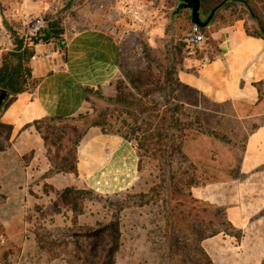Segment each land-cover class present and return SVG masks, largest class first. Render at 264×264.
Returning <instances> with one entry per match:
<instances>
[{"label": "rangeland", "instance_id": "obj_1", "mask_svg": "<svg viewBox=\"0 0 264 264\" xmlns=\"http://www.w3.org/2000/svg\"><path fill=\"white\" fill-rule=\"evenodd\" d=\"M253 1L260 8L259 2ZM120 4L142 5L147 11L146 24L134 32L122 16ZM177 4L176 0H0V25L7 35L11 31L22 34L29 17L36 15L45 26L55 23L68 34L85 29L108 32L117 41L125 69L144 68L147 54L155 60L150 64L152 71L161 74L173 58L176 65L181 61L184 69L190 59L182 53L183 40L192 27L190 12L183 9L174 14ZM231 12L234 16L243 14L248 26H253L254 20L239 4L221 9L214 21L201 30L205 49L197 51V58L206 57L204 62L213 58L212 31L226 26L230 19L222 18ZM201 17L205 19L206 14ZM44 34L43 30L39 38ZM37 43L43 44L40 40ZM177 48L181 49L179 54ZM103 92L110 94L104 89ZM176 94L189 118L199 116L201 128L186 129L182 145L185 162L173 159L174 172L193 171L197 178L195 187L240 180L238 167L245 138L256 124L264 123V116L259 120L257 109L216 105L192 89L180 88ZM151 98L164 104L166 97L165 93H156ZM86 109L87 105L81 112ZM260 109L264 111V99ZM246 111L252 119L240 120L237 114ZM209 131L225 139H215ZM111 138L102 136L99 129L90 131L78 151L77 175L52 173V154L46 151L37 159L28 152L18 159L0 160V165L9 166L0 172V187L13 197L11 202L5 201L4 192H0V264H109L110 259L112 264H208L198 250L205 252V240L198 242L196 232L208 236L218 227L216 209L222 208L227 217L226 206L196 199L192 188L174 195L169 181H160V160L143 156L137 172L131 145ZM102 139L115 140L118 152L106 157ZM21 183L30 198L17 204L21 196L15 186ZM65 188H91L96 193L83 202V213L75 223L71 207L60 197ZM116 192L142 194L149 199L157 193L158 197L116 215L111 207L114 199L121 198L113 197ZM259 215H264V209ZM217 235L220 239L207 245L215 260L229 257L237 264H264L263 248L246 246L241 250L235 246L243 234L239 240L223 232ZM253 239L256 237L247 234L244 245Z\"/></svg>", "mask_w": 264, "mask_h": 264}, {"label": "crops", "instance_id": "obj_2", "mask_svg": "<svg viewBox=\"0 0 264 264\" xmlns=\"http://www.w3.org/2000/svg\"><path fill=\"white\" fill-rule=\"evenodd\" d=\"M6 36L8 48L12 49L11 39L9 35ZM63 36L64 47L59 46L57 39L34 45L35 55L30 67L32 75L40 81L33 93L19 94L2 112L0 120L12 125V132L8 140L0 138V142L6 146L0 152V160L4 157L18 159L28 152L33 153L34 159L43 156L45 148L39 135L32 128L23 131L21 128L44 116H71L81 112L86 104L78 92L79 88L100 85L111 92L108 84L119 74L120 49L117 41L108 32L97 29L77 30L70 34L64 30ZM212 38L218 48V55H213L208 62H204L206 57L188 59L186 68L177 73L179 81L216 105L230 104L235 109H257L256 117L260 120L264 116V111L260 109L262 100L258 101V93L252 83L264 80V42L248 36L241 20L212 31ZM10 49L0 47V63L3 53ZM237 117L240 120L252 119L247 116V111L237 114ZM103 141V150H107V155L118 152L114 146L117 143L115 140ZM77 167L79 171V162ZM8 168V165H0V172ZM238 172L240 180L194 186L192 195L211 204L226 206L228 220L243 234L240 243L235 245L238 249L259 246L263 252L264 215H259L264 209L263 122L247 133ZM15 187L21 196L17 204L28 201L30 194L23 189L22 183ZM0 192H4L5 201L11 202L13 197L8 192L2 191L1 187ZM247 234L256 239L247 240L244 245ZM216 239H220V236L205 239V252L211 257L212 264H237L229 257L214 259L207 245Z\"/></svg>", "mask_w": 264, "mask_h": 264}, {"label": "trees", "instance_id": "obj_3", "mask_svg": "<svg viewBox=\"0 0 264 264\" xmlns=\"http://www.w3.org/2000/svg\"><path fill=\"white\" fill-rule=\"evenodd\" d=\"M200 1V15L205 13L207 17L212 9L217 8L209 24L219 15L221 9H228L232 4H239L245 13L254 20L253 26H248L243 14L234 16L232 12L227 18H222L230 19L225 25L241 20L248 36L261 39L264 42V0H257L261 5L260 8L253 0ZM43 30L46 34L42 37H31L26 41L19 32L11 31L8 34L13 48L3 53L0 63V87L7 91V97L0 110V117L19 94L33 93L40 81L39 78L32 75L30 67V61L35 55L34 45L39 40L45 43L51 39H57L60 47L65 46V43H61L64 41L62 28L52 23L46 25ZM38 38L39 40H37ZM180 51L181 49L177 48L176 54H179ZM214 52L215 55H218L216 43ZM144 56L146 58L144 68L132 71L125 69L120 53L119 74L108 84L111 88L110 94H105L104 88L100 85L79 88L78 92L87 105L84 112H78L71 116H44L25 124L21 128V131L32 128L39 135L46 153L52 154V173L77 175L78 150L90 136V131L99 129L101 134L120 137L131 145L137 158V172L141 170V158L143 156H151L160 160L161 163L158 165L160 181H169L173 186L174 195H180L183 189L189 190L195 186L197 178L193 171L183 170L182 173L176 174L173 170V159H177L180 163L185 162L182 145L186 129L191 126L201 128L199 116L196 115L193 119L189 118L183 102L178 99L176 94L180 88L189 89L177 77L178 71L182 70L181 61L176 65V60L174 62L173 58L170 65L162 69L161 74H156L150 65L151 61L155 60H150L147 54ZM252 85L258 93V101L263 100L264 80L254 82ZM156 87L158 90L155 89ZM156 93H165L164 104H162V100L151 98ZM185 119L186 122H184ZM11 132L12 125L0 120V137L8 140ZM208 133L215 139H225L223 136H219L217 132L209 131ZM4 150L5 146L0 144V152ZM105 154L107 155V150ZM153 191L157 190L153 188ZM92 194L96 195L91 188H65L62 191L60 197L64 204L71 207L74 223L77 216L83 213V202L92 198ZM113 197H121L114 199L113 204H111L117 215L125 208L140 207L153 202L158 194L150 195L151 200L142 194L132 195L118 192L114 193ZM146 197L148 199H145ZM216 210L214 218L218 227L211 230L208 236L196 232L198 235L196 240L202 242L221 232L234 236L237 240L241 239V230L236 229L231 224L224 210L222 208ZM198 217L199 219L202 218L201 216ZM208 223L212 224L211 222ZM198 250L205 257L207 263L211 264L208 255L202 248ZM109 261V264L113 263L112 259Z\"/></svg>", "mask_w": 264, "mask_h": 264}, {"label": "built area", "instance_id": "obj_4", "mask_svg": "<svg viewBox=\"0 0 264 264\" xmlns=\"http://www.w3.org/2000/svg\"><path fill=\"white\" fill-rule=\"evenodd\" d=\"M120 12L124 17L127 26H131L134 32H137L138 29L142 28L146 24L147 11L143 9L142 5L120 4ZM44 27L45 23L41 17L31 15L21 36L24 41L31 37H39L42 35ZM6 37L7 36L0 25V47L4 50L10 49L8 48L7 41L5 40ZM61 43H65V40ZM202 49H205V39L201 28L196 25H192L183 40L182 53L186 58H195L197 51Z\"/></svg>", "mask_w": 264, "mask_h": 264}, {"label": "water", "instance_id": "obj_5", "mask_svg": "<svg viewBox=\"0 0 264 264\" xmlns=\"http://www.w3.org/2000/svg\"><path fill=\"white\" fill-rule=\"evenodd\" d=\"M178 4L176 5L174 9V14H177L183 9H187L190 12V21L192 25H196L199 28H205L211 21V19L214 16V13L217 8H214L211 10L209 15L202 19L200 15V9H201V1L200 0H176ZM7 97V91L0 87V110L2 108V105Z\"/></svg>", "mask_w": 264, "mask_h": 264}, {"label": "bare ground", "instance_id": "obj_6", "mask_svg": "<svg viewBox=\"0 0 264 264\" xmlns=\"http://www.w3.org/2000/svg\"><path fill=\"white\" fill-rule=\"evenodd\" d=\"M247 51V50H246ZM246 58V57H245Z\"/></svg>", "mask_w": 264, "mask_h": 264}]
</instances>
